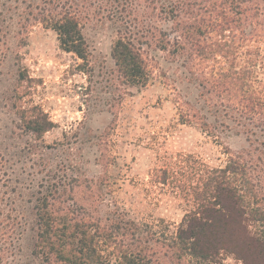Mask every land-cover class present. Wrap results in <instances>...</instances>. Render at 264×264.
Instances as JSON below:
<instances>
[{
	"label": "rangeland",
	"instance_id": "rangeland-1",
	"mask_svg": "<svg viewBox=\"0 0 264 264\" xmlns=\"http://www.w3.org/2000/svg\"><path fill=\"white\" fill-rule=\"evenodd\" d=\"M211 1L80 2L75 7L90 51L85 61L61 48L57 31L32 18L29 5L42 0H0V264H44L34 254L33 205L38 191L51 193L55 172L75 179L65 204L108 227L119 218L134 220L156 248L162 246L152 238L176 232L195 205L194 191L230 158L248 161L264 191V133L252 135L251 144L243 127L223 116L229 100L203 97L199 85L202 71H226L233 56L243 65L248 48L264 55V37L245 40L242 24L234 31L236 54L200 59L187 44L179 47L183 22L192 23L199 6L210 15ZM128 12L125 24L119 14ZM120 35L141 47L150 73L144 86L127 83L116 66L112 47ZM229 35L212 30L204 39L216 49ZM258 70L264 81V64ZM33 108L54 123L39 137L21 118L36 114ZM196 111L218 126V135L194 122ZM217 264L242 263L224 255Z\"/></svg>",
	"mask_w": 264,
	"mask_h": 264
},
{
	"label": "trees",
	"instance_id": "trees-1",
	"mask_svg": "<svg viewBox=\"0 0 264 264\" xmlns=\"http://www.w3.org/2000/svg\"><path fill=\"white\" fill-rule=\"evenodd\" d=\"M93 1L42 0L35 6L30 4L29 13L35 21L57 31L62 49L88 61L90 51L82 31L81 11L75 6L80 2L91 5ZM211 2L210 15L199 6L201 12H197L193 22H183L181 34L185 42L179 47L190 46L191 56L203 59L211 54L224 57L236 54L238 36L234 31L242 24L245 40L264 37V0ZM231 11L234 12L229 13ZM109 14L118 17L117 13ZM119 15L123 19L131 13ZM122 21L128 23L127 18ZM212 30L220 34L228 30L231 40L216 44L215 49L214 43L204 39ZM243 54L244 64L240 67L235 60L238 57L233 56L226 71L218 74L202 71L199 85L203 88V97L215 94L229 100V103H222L223 116L243 127L252 144L253 136L264 133V81L259 78L258 70L264 64V55L250 48ZM112 56L127 83L146 85L150 74L148 62L133 38L120 35L113 44ZM33 110L36 114L22 113L21 118L26 129L39 137L54 123L44 110ZM192 116L204 131L218 135V126L209 122L207 116L197 111ZM54 175L51 193L47 189L38 191L40 195L33 205L34 254L41 257L44 264H217L224 255H233L242 264H264V191L248 161L232 157L225 167L213 169L203 188L194 191L195 205L176 232L163 237L164 240L152 238L162 246L157 248L156 244H150L143 227L134 220L119 218L108 227L82 216L80 206L65 204L67 187H71L75 179L71 177L68 181L57 172ZM2 176L0 164V192ZM105 246L113 247L112 253L104 254Z\"/></svg>",
	"mask_w": 264,
	"mask_h": 264
}]
</instances>
